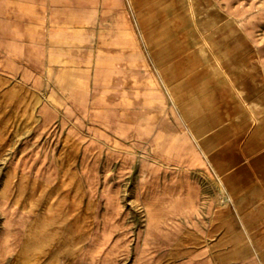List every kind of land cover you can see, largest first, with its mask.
Segmentation results:
<instances>
[{
  "label": "rangeland",
  "instance_id": "1",
  "mask_svg": "<svg viewBox=\"0 0 264 264\" xmlns=\"http://www.w3.org/2000/svg\"><path fill=\"white\" fill-rule=\"evenodd\" d=\"M112 1L0 0V213L30 214L27 236L37 243L74 242L76 255L87 242L101 245L89 255L107 257L102 264H149L167 250L156 263L174 264L211 247L200 233H211L209 202L222 176L210 170L221 173L223 153L227 168H264V141L221 143L219 127L205 128L196 71L186 50L169 51L181 47L175 32L185 25L168 0H119L118 12L104 7ZM244 33H224L220 61L250 52ZM146 73L164 100L143 98V87L155 95L154 83L137 77ZM171 108L183 115L173 121ZM176 172L195 175L184 192L165 180ZM159 173L166 188L149 191L147 179ZM179 217L185 228L171 226L169 236L158 228Z\"/></svg>",
  "mask_w": 264,
  "mask_h": 264
},
{
  "label": "crops",
  "instance_id": "2",
  "mask_svg": "<svg viewBox=\"0 0 264 264\" xmlns=\"http://www.w3.org/2000/svg\"><path fill=\"white\" fill-rule=\"evenodd\" d=\"M212 1L214 5L217 1L220 3V7L218 6L220 11H223L228 4L227 0ZM252 2L256 4L255 7H252ZM258 2L259 0H230L228 4L231 11L229 16L235 23L239 20L244 23L241 28L244 29L243 32L246 30L244 36L251 45L250 52L246 56L207 61L203 57L206 50L203 41L200 39L198 44L192 45L187 43L184 27L175 32L182 37V39L180 37L174 39L182 40L181 47L174 44L176 46L174 49L169 48V51L174 50L175 54L171 53L173 55L186 50L185 59L190 66V72L196 71L198 77L193 81L196 83L200 81L203 92L202 112L205 128L219 127L221 143L264 141L262 138L264 121H261V116L264 117V1L260 4ZM136 62L137 68H142L138 66L142 62ZM190 72L186 71V75ZM137 77L144 85L154 83L155 95L147 96L146 87H143L144 99L166 98L163 87H158L159 81L149 78L147 73L142 76L138 74ZM171 109L173 121L175 116L183 115L179 109ZM185 123L182 122L183 125ZM230 136L232 141L228 140ZM223 156L224 166L221 173L210 170L212 176H222L219 197L216 196L214 201L209 202L210 208L216 210L214 212L216 217L211 218L213 221L211 233H204L205 236L203 230L200 233L201 238L203 237L202 243L209 241L211 247L202 244V248L190 251V254L180 257L174 264H264V168L259 165V161L246 167L232 168L229 164L227 168L225 164L227 156L224 153ZM262 156L257 154L253 157ZM230 159L231 156L228 157L229 161ZM170 176L165 180L171 178L170 186L181 192H184V180L195 178V175L188 172L186 174L176 172ZM163 180L164 175L161 173L150 175L147 179V189L152 192H163L167 186V183L162 182ZM30 219L28 213L20 216L14 213H0V264L105 263L107 257L103 259L89 255L92 248L101 246L96 243L87 242L76 255L74 242L37 243L29 240L27 226ZM199 220L202 221L200 218ZM183 221L184 219L179 217L177 224L164 222L158 228H162L165 235L169 236L171 226L185 228ZM168 240L172 239L164 236L162 242L167 243ZM159 256L158 259L167 261L170 256L169 251ZM158 259L155 253L151 254L148 259L149 264L151 262L157 264Z\"/></svg>",
  "mask_w": 264,
  "mask_h": 264
},
{
  "label": "bare ground",
  "instance_id": "3",
  "mask_svg": "<svg viewBox=\"0 0 264 264\" xmlns=\"http://www.w3.org/2000/svg\"><path fill=\"white\" fill-rule=\"evenodd\" d=\"M168 1L171 8V9L169 8V11L173 15L172 16L173 20L177 21L178 19L181 18L180 24L182 23L185 25L183 26L186 28V32H185L186 42L187 43L189 42L191 45L198 44L199 40L201 39L203 41L202 44H204V47L206 48L203 57L205 60L210 62L215 59L217 60V58L218 59L221 58L223 56V50L227 48L226 45H228L227 43L228 41L227 39L224 38V33L230 28L239 29V27L244 25V23L241 20H239L238 23H235V21L229 16V13H231V11H229V5H228L230 0L229 1L227 0L228 4H226V8L223 11L219 10L220 3L218 1L217 4L214 5L213 1L211 2V0H180L179 9H176V6L174 4L175 0H168ZM118 2L119 0L117 1L113 0L112 4L106 5L107 3H105L104 7L105 8H109L110 6L117 7L116 11L118 12L120 6ZM77 3L78 2H75V4ZM255 5L252 2V7H255ZM104 10L109 12V9H104ZM75 17H76V22L80 20V18H77L78 16ZM117 34L119 35V32H117ZM57 35H60L61 37H68V36L74 37L77 41L81 40V36H82V34L77 31L75 33H71L69 31L68 32L60 31L57 32ZM206 44L210 46L206 47L207 46ZM98 70H100L99 67ZM106 73L107 72L99 71L98 74L99 76H103L104 79H107L109 81L110 77ZM58 80L61 81V79Z\"/></svg>",
  "mask_w": 264,
  "mask_h": 264
}]
</instances>
